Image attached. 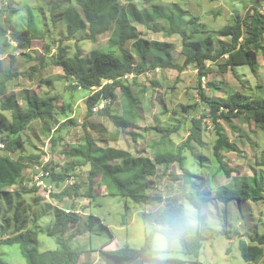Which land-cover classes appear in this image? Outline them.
Instances as JSON below:
<instances>
[{"label": "rangeland", "instance_id": "374dc122", "mask_svg": "<svg viewBox=\"0 0 264 264\" xmlns=\"http://www.w3.org/2000/svg\"><path fill=\"white\" fill-rule=\"evenodd\" d=\"M71 2L74 1L0 0L3 18L9 13L8 10L14 9L11 21L17 30L30 28L36 35L44 36L33 40L29 49L14 48L7 55H0V58H5L7 64L11 63L13 70L20 72L18 77L10 81L9 92L15 94L17 107L20 109L27 108L30 94H36L40 98L58 94L54 120L64 122L72 116L76 120L64 140L66 143H74L84 138L82 126L87 112L86 100L91 94V90L88 89L69 87L62 67L55 65L58 38L67 35L70 16L67 9ZM120 3L126 9L133 3L141 13L151 7L145 0H120ZM152 3L159 6L167 17L148 25L135 24L138 29V41L147 39L173 43L176 46L172 51L173 60L181 65L184 64L185 58L181 56L179 46L184 35L188 36L193 31L215 32L232 23L238 14L243 16L252 5L258 6L261 12H264V0H152ZM81 20L85 21V17L82 16ZM178 26L184 33H171L170 27ZM87 32L88 29L77 31L71 40L63 43L70 56L80 49L84 58H95L97 49L108 44L112 33L111 30L107 31L99 35L94 42L86 38ZM219 40L230 42L229 37L214 36L212 53L221 50ZM45 45L53 46L50 52L46 51ZM130 47L135 52V45ZM226 55L218 61L208 62L204 72H200L196 66L188 65L184 70L177 67H157L137 76L130 74L128 83L138 98L137 108L131 115H127L131 125L124 130L115 145L130 151L133 155L139 153L138 150H147L143 153L148 154L150 153L148 143L160 138L167 129L175 127L177 129L171 137L176 145L181 144L188 137L191 128L192 114H189L187 109L198 107V113L195 114L197 117H200L203 111L209 114L202 93L212 98H223L235 92L252 97H264V52H258L255 70L246 65L236 67L234 70L227 68L225 72L221 64L224 63ZM117 92L121 95L122 90L118 89ZM81 95L83 97H80ZM2 99L3 96L0 94V104ZM108 102L100 104L105 105ZM111 108L113 112L124 115L120 98L112 103ZM101 109L100 107L97 111L93 110L96 124L107 122L100 113ZM1 119L10 124L11 112L0 108ZM203 124L204 144L192 141V146L185 149L187 153L185 165L194 174L193 186L185 183L182 169L173 163L167 172H164L163 168L158 170V175L152 179L158 185L149 190L153 198L160 194L164 201L173 194H181L184 210L188 207L195 208L197 222L190 230L195 232L200 229L205 236L200 255L196 257L184 252L179 241L171 243L164 234L158 232L154 236L156 256L144 260V264H175V260H181L184 264H264V253L254 260L247 261L240 248L241 239L249 242V233L257 231L264 234V199L239 201L234 198L225 203L215 196L218 187L235 188V182L246 178L251 180L256 173L263 170V166L259 164L260 161H264V125L245 118L244 114L232 117L229 123L224 119L214 122L211 117H207ZM218 127L235 146L234 149L224 150L226 164L232 170L230 176L222 171L214 154ZM96 128L89 130L97 145L101 146L102 143L96 139L99 130ZM108 129L113 130V127L109 125ZM133 130L138 132L137 139L130 133ZM22 136L24 146L20 151L11 154L12 156L15 157L18 153L37 155L35 160L41 163L48 162L53 167V172L62 174L69 172L66 164L70 159L63 154L62 145L54 146L50 137L43 133L41 121L31 122ZM1 146L3 144H0ZM119 162L120 159H117L116 163ZM33 168L34 166L25 170L23 183L0 192V238L13 236L19 228L23 230L36 228L39 231V251L56 248L57 240L50 236L48 231L54 221V211L58 207L75 208L73 210H78L81 217L72 243L74 248L88 247L89 251L81 256L78 264L86 263L88 257L84 256H89L92 264H112L103 260L105 252L112 251L104 250L105 248L118 249L126 245L141 247L145 243L146 232L154 227L152 223H145L142 218L143 212L151 207L149 204L112 196L107 193L104 186L97 183V180L95 196H86L85 192L89 188L87 182L89 166L82 165L70 172L81 185L79 195H76L73 189L69 191L72 196L66 193L65 190L69 189L68 177L65 180L54 178L57 183L56 193L48 200L43 197L41 190L31 191ZM185 188L194 191L195 195L197 192L194 188L205 191L211 197L199 208L183 194ZM153 207L148 215H151ZM90 213L94 214V221L92 228L87 229L89 218L86 216ZM113 235L115 238H112ZM111 239H114L113 242ZM90 247L103 251L99 249L93 251ZM158 247H166L167 251L160 253L156 250ZM0 255L8 263L27 264L17 244H0ZM129 263L131 262L127 261L124 264Z\"/></svg>", "mask_w": 264, "mask_h": 264}, {"label": "trees", "instance_id": "16d2710c", "mask_svg": "<svg viewBox=\"0 0 264 264\" xmlns=\"http://www.w3.org/2000/svg\"><path fill=\"white\" fill-rule=\"evenodd\" d=\"M72 1L74 2H71L67 9L70 11L67 35L58 38L57 41L55 65L62 67L64 76L69 81V87L91 90V94L86 100L87 112L82 126L85 136L74 143L72 142L73 144L64 142L76 120L74 116L67 118L64 122H58V119L54 120L56 103L59 99L58 94L46 98L30 94L27 99V108H18L15 94L9 92V83L18 77L20 72L13 70L11 65L0 58V94L3 96L0 108L3 111H10L12 115L10 124L0 120V144H3L0 147V192L23 183L25 170L40 163L35 160L37 155L30 156L31 161L34 160L31 164H26L22 159H15L11 155L20 151L24 146L23 131L31 122L39 120L43 133L50 137L54 146L62 145L63 154L70 159L66 164V169H69V172L64 174L53 172L55 179L65 180L66 177L74 175L70 172L74 171L77 166H89L87 173L89 188L85 192L86 196H95L97 180V183L104 186L107 193L112 196H120L135 203H148L151 206L150 210L156 206V209L150 213L151 215L143 213L145 223H152L154 227L146 232L145 243L141 247L126 245L105 252L109 257L114 258L115 263L119 262V264H124L127 261L132 262L135 259L144 261L156 256L154 236L160 232L158 231L159 221L163 219L175 222L181 219L184 213L181 194H173L164 201L160 194L153 198L149 192L151 187L155 188L158 185L152 180L158 175V170L163 168L164 172H167L169 166L176 163L183 171L182 176L185 183L192 187L194 174L185 165L187 154L185 149L192 146V141L204 144L203 120L211 117L214 122L224 119L229 123L232 117L244 114L245 118L253 119L256 123L264 125V97H252L245 93L235 92L223 98H212L206 97L202 93L201 96L204 104L208 106L209 114L203 111L202 115L197 117L195 114L198 113V107L187 109V112L192 114V119L190 133L184 142L176 145L171 137L177 127L167 129L160 138L148 143L147 147L150 149V153H143L147 150H138L139 153L133 155L130 151L115 145L120 135L131 125L127 115L136 111L138 102V98L131 89V84L128 83L129 77H125V75L137 76L157 67H177L184 70L188 65L196 66L200 72H204L208 62L218 61L226 54L228 56L221 64L224 71L227 68L234 70L236 67L246 65L255 70L258 52H264V12H261L258 6L252 5V8H248L243 16L238 14L232 23L215 32L193 31L188 36L184 35L179 46L180 54L185 58L184 64L181 65L176 64L173 60L172 51L176 47L173 43L147 39L138 41V29L135 24L148 25L167 17V14L159 6H155L152 0H145L151 4V7L143 13L138 12L133 3L129 4L127 9L124 8L121 6L120 0ZM13 10H8L9 13L3 18L0 9V55L9 54L14 48L29 49L33 40L44 38L43 35L38 36L33 33L30 28L17 30L11 21ZM82 16L88 22V28H86V22L81 20ZM83 29L85 31L88 29L86 38L94 42L99 35L110 30L112 32L108 44L97 49L93 59L84 58L80 49L76 54L70 56L67 47L63 44L65 41L71 40L77 31ZM170 29L171 33H184L180 26L170 27ZM216 35L229 37L230 42L225 43L224 40H219L221 50L212 53L211 47ZM133 44L135 52L130 47ZM52 48L53 46L45 45L48 52ZM134 81H136L135 77ZM214 84L217 85L215 82ZM118 89L122 90L121 95L117 92ZM119 98L124 115L113 112L111 108L112 103ZM104 99H108L109 102L100 110V113L107 122L96 124L93 117V106ZM69 108L71 109L72 106ZM109 125L113 127V130L108 129ZM89 128L99 129L96 139L102 143L101 146L97 145ZM130 133L134 139H137L138 132L133 130ZM217 134L214 154L222 171L230 176L232 170L226 164L224 150L234 149L235 146L219 127ZM117 159H120L119 163H116ZM259 165L263 166V170L256 173L251 180L246 178L235 182V188L218 187L215 193L216 198L225 203H229L234 198L239 201H262L264 199V161H260ZM80 187L81 185L76 180V183L69 185V189L65 191L69 193V196H72L73 194L69 191L73 189L76 195H79ZM37 190L38 188L32 185L31 191ZM194 190L197 192L196 195L194 191H189L186 188L183 190V194L201 208V204L211 196L207 195L205 191L195 188ZM72 204L75 206L74 202ZM93 216V213L86 216L89 218L87 229H91L93 226ZM80 220L81 217L78 213L66 212L58 207L55 209L54 221L48 231V234L57 240L58 246L54 249L39 251V231L36 228L25 230L19 228L13 236L0 238V244L19 245L27 264H78L83 250L74 248L72 242ZM248 237L249 242L245 239L240 240V248L245 260L251 261L264 253V234L255 231L249 233ZM167 239L171 243L177 241L171 238ZM204 239L205 236L200 229L193 232L190 228H186L182 231L178 241L184 252L198 257ZM174 263L184 264L181 260H175ZM0 264L11 263L5 261L0 255Z\"/></svg>", "mask_w": 264, "mask_h": 264}, {"label": "built area", "instance_id": "2783aa9c", "mask_svg": "<svg viewBox=\"0 0 264 264\" xmlns=\"http://www.w3.org/2000/svg\"><path fill=\"white\" fill-rule=\"evenodd\" d=\"M130 74L125 75V77H129ZM106 83V82H104ZM105 102L109 100H104ZM102 101V102H104ZM106 105V104H105ZM104 104H97L93 106V110L97 111L98 109L103 108L105 106ZM48 162L46 163H38L34 166L33 172H34V178L32 177L31 184L36 186L38 190H41L43 197L45 199H51L56 193V187L57 183L56 180L53 177V171L50 166H47ZM75 175L68 176L67 184L73 185L76 183L74 179ZM66 212H75L79 213L78 210H73L71 208H63Z\"/></svg>", "mask_w": 264, "mask_h": 264}, {"label": "clouds", "instance_id": "9594fccd", "mask_svg": "<svg viewBox=\"0 0 264 264\" xmlns=\"http://www.w3.org/2000/svg\"><path fill=\"white\" fill-rule=\"evenodd\" d=\"M104 100H106V99H104ZM104 100H102V101H104ZM48 166H50L53 169V167L51 165H48ZM12 187H14V186H12ZM12 187H10V188H12ZM196 222H197V212H196L195 208L188 207L184 210V213H183L181 219H179L175 222L172 220H163V219L161 221H159L160 227H159L158 231H160L162 234H164L166 236V239L171 238V239L178 241L182 235V231L186 228H193L195 226ZM156 250L160 253H164L167 251V248L166 247H158Z\"/></svg>", "mask_w": 264, "mask_h": 264}, {"label": "crops", "instance_id": "0c3cea01", "mask_svg": "<svg viewBox=\"0 0 264 264\" xmlns=\"http://www.w3.org/2000/svg\"><path fill=\"white\" fill-rule=\"evenodd\" d=\"M5 55H7V54H5ZM224 58V57H223ZM226 58H227V55H226ZM5 58H2V60H4ZM226 60V59H225ZM225 62V61H224ZM9 65H11V63L9 64ZM226 72V71H225ZM43 80V79H42ZM80 97H83V95H81ZM26 109V108H25ZM70 116H72V115H70ZM61 122V121H60ZM32 154H26V155H23L22 153H18L14 158L15 159H22L26 164H31L32 163V161H31V158H30V156H31ZM24 156L26 157V158H24ZM4 190H7V189H4ZM148 204V203H147ZM152 204V203H151ZM151 208V207H150ZM150 208L145 212H143V210H142V212L143 213H149V210H150ZM153 209H156L155 207H153ZM142 218H143V215H142ZM143 221H144V219H143ZM124 222V221H123ZM145 222V221H144ZM122 223V222H121ZM125 223V222H124ZM76 231V230H75ZM76 237V236H75ZM112 238H115L114 237V235L112 236ZM113 240L114 239H111V242H113ZM111 243H108V245H110ZM93 251H95V250H97V249H99V250H102V249H100V248H94V247H90ZM103 248H105V247H103ZM88 249V250H87ZM87 249L86 248H83L82 250V253H81V256H83V255H85V253L86 252H88L89 251V248L87 247ZM104 250H116V249H114V248H108V249H104ZM103 251V250H102ZM109 252V251H108ZM106 256H105V259H103V260H107V262H109L110 261V263H112V264H119V262H116L115 263V260H114V258L113 257H109L108 256V254L106 253L105 254ZM81 256H80V258H81ZM84 257H88V260L86 261V263L85 264H92V263H90V260H89V256H84ZM80 261V260H79ZM106 263V262H105ZM134 263H137V264H144V261H141L140 259H135V260H132V262L131 263H129V264H134Z\"/></svg>", "mask_w": 264, "mask_h": 264}]
</instances>
